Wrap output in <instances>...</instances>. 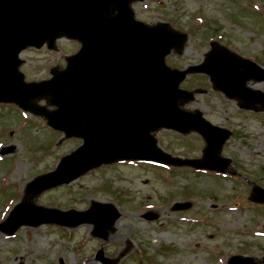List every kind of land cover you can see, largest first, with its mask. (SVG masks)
Instances as JSON below:
<instances>
[{
	"label": "rangeland",
	"instance_id": "rangeland-1",
	"mask_svg": "<svg viewBox=\"0 0 264 264\" xmlns=\"http://www.w3.org/2000/svg\"><path fill=\"white\" fill-rule=\"evenodd\" d=\"M133 9L136 18L148 24L168 21L188 34L181 53L168 57L173 66L198 64L211 49L210 42L217 41L264 67V0H144L134 2ZM58 48H27L21 53L26 81L48 79L51 67L64 68L65 56L78 43L61 38ZM186 81L185 88L199 85L207 92L195 93L184 108L198 109L213 124L230 129L221 155L264 184V112L241 109L238 100L213 90L211 83L209 88L201 74H190ZM256 88L264 91V81ZM37 103L54 109L44 98ZM24 115L17 106L0 103V149L12 147L0 155V221L28 198L37 206L61 210H86L93 201L108 203L120 217L106 230V238L94 235L93 223L68 228L23 225L13 235L0 231V264H102V247L116 264H228L233 255L264 259V207L253 201L250 188L238 177L188 167L169 171L153 162H117L35 195L27 192L34 177L55 169L82 139L64 138L44 117ZM154 135L172 155L201 158L206 147L194 131L159 129ZM174 202L191 206L175 211ZM148 211L158 218H143Z\"/></svg>",
	"mask_w": 264,
	"mask_h": 264
},
{
	"label": "water",
	"instance_id": "water-1",
	"mask_svg": "<svg viewBox=\"0 0 264 264\" xmlns=\"http://www.w3.org/2000/svg\"><path fill=\"white\" fill-rule=\"evenodd\" d=\"M129 1L0 0V101H14L44 114L68 137L84 139L83 145L65 156L56 170L30 182V193L69 183L87 170L117 158L156 159L228 171L231 160L221 157L220 151L231 131L213 125L200 111L179 107L181 100L193 99L192 92L179 87L188 72H207L217 89L229 97L244 99V106L258 100L264 104L262 91L245 86L249 78L264 79V68L224 47L217 45L200 65L183 71L170 69L165 56L172 47L181 49L186 35L168 24L149 27L135 21ZM112 6L119 10L116 17L110 16ZM61 34L79 39L82 50L69 59L66 70H53L51 80L25 83L18 70L20 50L28 45L40 46L46 40L53 43ZM40 94L48 95L59 108L52 113L36 105L33 100ZM159 127L202 134L208 143L204 157L181 159L163 152L150 134ZM10 151L5 147L1 153ZM254 193L255 200L264 202L263 188L254 186ZM189 207L190 203H175L173 209ZM119 215L112 205L98 202L85 212H66L23 201L12 211L6 222L10 227L4 231L13 233L22 224L59 222L72 226L93 222L95 234L105 237V229ZM147 218L155 219L157 215ZM99 257L103 258L102 251ZM230 264L256 263L252 257L235 256Z\"/></svg>",
	"mask_w": 264,
	"mask_h": 264
},
{
	"label": "bare ground",
	"instance_id": "bare-ground-1",
	"mask_svg": "<svg viewBox=\"0 0 264 264\" xmlns=\"http://www.w3.org/2000/svg\"><path fill=\"white\" fill-rule=\"evenodd\" d=\"M257 85H258V83L254 82V81L249 83V87L254 88V89L256 88Z\"/></svg>",
	"mask_w": 264,
	"mask_h": 264
}]
</instances>
